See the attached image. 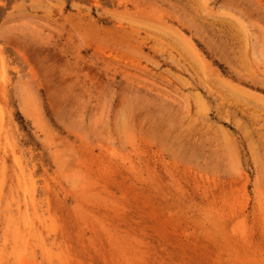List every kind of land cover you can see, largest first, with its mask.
<instances>
[{"label":"rangeland","instance_id":"374dc122","mask_svg":"<svg viewBox=\"0 0 264 264\" xmlns=\"http://www.w3.org/2000/svg\"><path fill=\"white\" fill-rule=\"evenodd\" d=\"M0 264H264V0H0Z\"/></svg>","mask_w":264,"mask_h":264}]
</instances>
